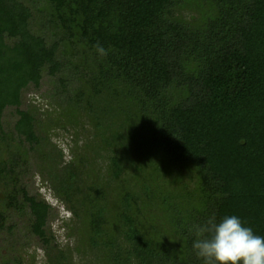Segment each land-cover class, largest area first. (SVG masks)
Returning <instances> with one entry per match:
<instances>
[{"label": "trees", "instance_id": "16d2710c", "mask_svg": "<svg viewBox=\"0 0 264 264\" xmlns=\"http://www.w3.org/2000/svg\"><path fill=\"white\" fill-rule=\"evenodd\" d=\"M72 57L93 73L75 107L117 118L90 146L96 159L110 155L105 171L86 155H58L47 179L103 264H203L193 226L211 217L236 215L264 237V0H0V118L10 106L19 116L15 152L0 137L2 198L6 209L27 207L44 244L50 206L28 193L21 168L47 139L19 106L22 89ZM163 166L174 188L154 182Z\"/></svg>", "mask_w": 264, "mask_h": 264}, {"label": "rangeland", "instance_id": "374dc122", "mask_svg": "<svg viewBox=\"0 0 264 264\" xmlns=\"http://www.w3.org/2000/svg\"><path fill=\"white\" fill-rule=\"evenodd\" d=\"M182 15L187 17L192 13L184 11ZM35 19L37 20L38 17ZM34 30H40L36 22ZM53 31L52 33L44 32L49 42L59 38L53 34ZM85 65L82 59L72 57V64L67 68H62L54 75L44 70L38 85L30 83L22 89V103L19 108L28 110L35 116L36 131L47 139L43 142V146L27 151L26 155L23 154L27 163H22L21 169L26 171L23 170L24 173L21 176L28 193L44 200L50 206L49 218L45 224V239L48 242L44 244L42 239L30 231L27 207L18 211L12 208L6 209V202L2 198L5 188L0 183V213L3 212L6 215L3 227L0 228V264H57L58 262L103 264L102 256H97L89 245L81 240L82 232L73 226L72 213L55 195L47 179V174L51 171L54 161L58 160V155L62 156L61 163L71 161L75 154L86 155L93 160V163L95 162L93 165L105 171L104 166L107 162L105 158L110 155L109 148L101 149L99 152L101 157L96 159V152H93L90 146L100 145L102 128L110 121L115 122L117 118H110V121L106 122L108 118L102 120L98 118L101 116L95 115L93 111L85 112L80 110V107H75L78 95L82 92L84 96L81 99H86V94L92 87L88 77L93 73L89 69L86 70ZM61 78H64L62 84ZM81 104L84 106L85 103ZM18 117L15 107L10 106L3 110L0 118V137L10 139L11 145L14 146L10 148L12 152H15L14 148L18 144L14 130ZM97 123L100 124L98 128H96ZM24 145L23 148L29 149L28 144ZM85 145L89 147L84 149ZM0 147V159L7 160L9 151L4 150L1 138ZM48 153L51 154L48 155ZM151 159L156 161L158 157L154 156ZM134 172H136L135 168L128 167L123 176L124 180ZM157 175L154 178L157 185L173 188L176 186L172 179L175 176L168 173V167H161L160 175ZM170 180L171 184H169ZM193 185L190 183L188 188L192 189ZM17 198L21 201L20 193ZM157 223H161L160 220Z\"/></svg>", "mask_w": 264, "mask_h": 264}, {"label": "clouds", "instance_id": "9594fccd", "mask_svg": "<svg viewBox=\"0 0 264 264\" xmlns=\"http://www.w3.org/2000/svg\"><path fill=\"white\" fill-rule=\"evenodd\" d=\"M95 47L100 55H107L103 46ZM193 229L199 238L192 247L203 264H264V237L236 215H226L218 222L211 217Z\"/></svg>", "mask_w": 264, "mask_h": 264}]
</instances>
